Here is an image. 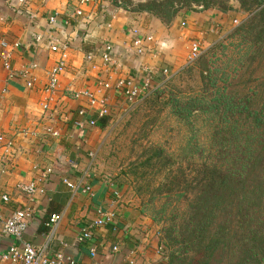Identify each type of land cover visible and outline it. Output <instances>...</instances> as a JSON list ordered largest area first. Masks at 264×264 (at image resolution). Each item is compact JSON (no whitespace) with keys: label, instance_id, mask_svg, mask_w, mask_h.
I'll return each instance as SVG.
<instances>
[{"label":"crops","instance_id":"0c3cea01","mask_svg":"<svg viewBox=\"0 0 264 264\" xmlns=\"http://www.w3.org/2000/svg\"><path fill=\"white\" fill-rule=\"evenodd\" d=\"M26 1L19 5L15 0H0V41L20 44L12 51L9 69L3 68L0 58V210L8 216L30 206L33 214L23 242L45 245L49 254L63 252L77 264H167L158 252V229L150 218L122 205L114 189L93 174V156L104 128L97 127L101 119H96L94 127L88 125L94 117L91 113L77 115L88 106L86 100H75L72 94L87 90L104 99L109 109L104 118L110 122L128 107L116 87L119 82L134 80L146 95L156 90L188 65L192 43H199L205 51L227 34L232 12L184 10L165 25L148 13L105 0L85 5H79V0ZM52 15L57 22L50 26L47 20ZM133 28L152 37L150 53L138 56L131 48ZM54 42L67 45L68 57L57 91L44 110L46 72L60 58L49 49ZM106 45L113 48L114 64L109 68L100 59ZM89 55L92 60L87 59ZM31 64L37 67L33 71L29 70ZM23 70L35 79L31 90L25 88ZM101 81H110V89L101 91ZM49 128L56 129L58 137L49 135ZM63 180L88 184L91 194L71 190ZM30 182L39 183L43 192L29 197L17 189ZM2 196L7 197L6 202ZM99 209L113 215L111 223L93 230L90 240L77 241L81 228L96 219ZM52 215L61 218L54 232L48 226ZM11 245L19 243L0 235V254Z\"/></svg>","mask_w":264,"mask_h":264},{"label":"trees","instance_id":"16d2710c","mask_svg":"<svg viewBox=\"0 0 264 264\" xmlns=\"http://www.w3.org/2000/svg\"><path fill=\"white\" fill-rule=\"evenodd\" d=\"M237 1L240 9L250 10L237 36L250 47L255 43L264 47V0ZM222 3L151 0L134 11L169 25L182 11L195 7L235 14ZM208 53L198 70L205 75L209 87L205 91L210 94H172L166 103L171 115L186 125L205 120L202 136L209 145L208 156L198 165L193 181L171 180L159 186L165 198L157 207L147 202L154 207L151 220L163 226L158 245L167 250V264H264V100L255 107V92L231 94L220 86L225 74L213 68L215 52ZM107 123L101 118L97 127L103 129ZM165 163L156 171L162 172Z\"/></svg>","mask_w":264,"mask_h":264},{"label":"rangeland","instance_id":"374dc122","mask_svg":"<svg viewBox=\"0 0 264 264\" xmlns=\"http://www.w3.org/2000/svg\"><path fill=\"white\" fill-rule=\"evenodd\" d=\"M149 1L115 0L114 4L134 11L137 6ZM221 1V6L236 7L227 34L207 48L194 63L148 93L142 101L128 105L121 116L113 117L102 130V137L94 152L93 174L114 189V195L122 205L132 207L150 221L154 207L147 202L151 201L157 207L165 198L164 193L158 192L159 186L171 180L193 181L198 165L208 156L209 145L202 136L205 120L200 118L192 125H186L171 115L166 104L172 94L183 96L193 91L210 94L205 91L209 89L205 75L198 70L203 57L207 60V52H215L213 68L225 74L226 80L220 81V86L231 94L250 96L255 92L256 95L252 97L255 107H259L264 100V94L259 97V90L264 93V47H260L259 43L250 47L236 34L241 22L249 17L250 10L240 9L237 0ZM199 9L195 7L191 11ZM234 19L237 25L233 24ZM157 90L161 92L160 95L156 94ZM163 161L167 162L165 168L157 172ZM166 197L170 201L175 199ZM152 223L159 234L162 224Z\"/></svg>","mask_w":264,"mask_h":264},{"label":"built area","instance_id":"2783aa9c","mask_svg":"<svg viewBox=\"0 0 264 264\" xmlns=\"http://www.w3.org/2000/svg\"><path fill=\"white\" fill-rule=\"evenodd\" d=\"M19 5H24L27 3L26 0H15ZM95 0H79V5H85L89 2H94ZM29 18H32V15H29ZM81 12H77V15H80ZM48 24L53 26L57 22V16L52 15L48 18ZM69 21L64 22V24L68 25ZM233 24L237 25V20H233ZM131 34V48L134 50L136 55L143 56L147 53L151 52L150 46L153 43V39L150 36H142L141 32L137 28H133L130 31ZM40 38L37 37L36 41H39ZM20 44L18 42H14L13 44L9 45L6 41H0V58L2 59V66L4 69H9V59L12 56V51L19 49ZM49 49L52 52L59 53L60 58L56 62V64L49 69L46 74V83L43 85V91L48 94L43 104V109L47 110L48 103L51 101L52 95L57 91L59 85V77L66 69V62H67V45L59 44L54 42L50 44ZM113 48L111 46L106 45L103 51L100 53V59L102 62V66L105 68H109L113 66ZM204 51L200 47V44L195 42L191 44V49L189 51L187 57V64H192L196 60H198ZM88 60H92L93 56L89 55ZM37 67L35 65H30L29 70L33 71ZM118 66L115 64V68L117 69ZM22 77L25 78V88L27 90H31L35 86V79L31 77L28 71H22ZM167 71L164 69L162 70V74L165 75ZM99 88L102 90L110 89L111 82H99ZM117 89H120L124 101L127 105L137 104L138 102L142 101L146 95L144 92L145 90L131 79H125L118 83L116 86ZM5 93V91H2ZM73 99L75 100H86V104L88 108H81L77 115L80 117H87L88 114L94 115V117L88 120V125L94 127L96 125V119H101L104 117L109 116V109L106 105V101L104 99H97L93 93L85 90L81 92H75L72 94ZM79 126L83 127V123H78ZM47 133L52 137H58V131L54 128H49ZM2 138L0 137V142ZM10 144V143H9ZM8 144V145H9ZM50 174L51 171L48 170L46 172ZM63 183L69 187L71 190L81 189V192L85 195L91 194V186L88 184L77 183L71 184L67 180H63ZM17 189L26 194L29 197H33L38 193H42L43 190L40 187L39 183L30 182L28 184H20L17 186ZM116 196V195H115ZM2 200L4 202L7 201L6 196H2ZM33 214V209L30 206L24 207L8 216H5L2 211L0 210V235L6 238H12V240L19 243V245H11L6 252L0 254V261H7L11 264H77L75 260H72L70 257L65 256L63 252L56 253V254H49L47 252V247L44 246H33L29 243L23 242L24 234L26 232L28 222L31 220ZM113 215L104 212L102 210L97 211L96 219L93 220L89 225H86L81 228L79 235L77 236V241L79 242H86L91 239L93 230L96 228H100L105 226L107 223H111ZM59 215H52L49 219L48 226L50 232H54L58 226L60 221ZM158 252L161 255L162 259L166 262L167 250L163 245H158Z\"/></svg>","mask_w":264,"mask_h":264}]
</instances>
